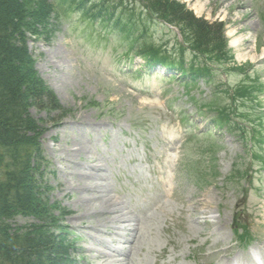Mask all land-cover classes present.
I'll return each mask as SVG.
<instances>
[{"label": "rangeland", "instance_id": "obj_1", "mask_svg": "<svg viewBox=\"0 0 264 264\" xmlns=\"http://www.w3.org/2000/svg\"><path fill=\"white\" fill-rule=\"evenodd\" d=\"M120 1L150 25L148 37L163 51L191 58L183 34L158 24L157 16L149 18L143 0ZM173 1L209 23H222L227 54L213 63L227 72L216 71L214 82L185 86L163 70L143 69L136 76L131 65L116 61L128 49L125 38L82 19L72 2L59 8L58 24L50 12L25 31L36 76L56 99L51 107L31 96L25 107L38 126L41 148L34 195L48 211L45 219L15 216L8 220L10 232L46 224L70 244L72 264H109L107 253L127 249L116 231L130 215L141 237L129 264H216L223 258L213 251L245 248L236 240L235 221L237 232L248 229L249 247L264 242V0ZM36 2L29 5L37 9ZM65 9L72 14L63 17ZM29 86L24 82L21 89ZM216 96L231 113L228 127H214L208 117ZM206 130L210 134L202 137ZM79 177L92 181L84 192L75 186ZM92 195L119 202L118 210L88 209L98 204Z\"/></svg>", "mask_w": 264, "mask_h": 264}, {"label": "trees", "instance_id": "obj_2", "mask_svg": "<svg viewBox=\"0 0 264 264\" xmlns=\"http://www.w3.org/2000/svg\"><path fill=\"white\" fill-rule=\"evenodd\" d=\"M29 1L0 0V264H69L68 245L62 234L58 238L46 224L33 225L30 231L10 232L8 223L21 214L45 219L48 211L34 195L41 148L38 126L25 107L31 96L38 102L45 100L51 107L56 99L36 76L24 41L25 31L34 23H44L50 12L55 13L58 24L59 8L72 2L82 19L107 25L105 31L122 35L123 44L128 48L126 53L140 54L149 63L160 60L171 69H181L182 74L190 78L210 77L213 72L207 62L215 58L222 61V56L227 54L226 40L221 22L209 23L173 0H143L148 17L157 16L180 28L186 48L194 55L187 71L183 53L177 57L163 51L148 37L147 23L137 21L135 14L123 10L120 0H37V9L30 6ZM67 14L71 15L72 11L65 9L63 17ZM44 27L47 28L46 24ZM31 33L37 32L32 30ZM24 82L30 85L25 91L21 89ZM216 99L211 102L215 103ZM217 111V121L226 123V110ZM32 159L36 160L35 164ZM51 223L55 220L51 219Z\"/></svg>", "mask_w": 264, "mask_h": 264}, {"label": "bare ground", "instance_id": "obj_3", "mask_svg": "<svg viewBox=\"0 0 264 264\" xmlns=\"http://www.w3.org/2000/svg\"><path fill=\"white\" fill-rule=\"evenodd\" d=\"M234 44V42L232 43ZM263 54V53H262ZM261 54V55H262ZM80 148H82V145H80L79 147H75L71 150V153H75V152H79L77 150H79ZM100 167V166H99ZM88 174H83L82 175V178L84 176H86ZM94 176V175H92ZM81 179L80 177L78 178L77 182L75 183L76 185L75 186H78L79 189L83 190L84 192V189H85V185L86 187H89L90 184H92L91 182V179L90 181L91 182H87V181H84L83 179L82 180H79ZM96 181H94V186L93 187H96V189L99 187H97V185L99 184L98 182L95 183ZM91 186V187H92ZM104 186V185H103ZM166 188V185L165 187ZM163 188V189H164ZM88 189V188H87ZM101 189V188H100ZM95 190V189H94ZM170 190L169 186H168V189H165L164 190V193H167L168 194V191ZM88 192H90L88 190ZM93 192V191H92ZM95 192V191H94ZM97 193V192H96ZM81 196V195H79ZM88 195H84L82 197V199H87L89 197H87ZM92 200L94 201H97L98 204H90L89 206H91L90 208L88 209H97V210H106L107 212V209L108 210H112V211H117L118 210V207H119V202L111 199V198H102L101 196L100 197H96V196H93L92 195ZM81 199V198H80ZM91 200V199H90ZM85 205V204H84ZM87 209V208H86ZM124 210V209H123ZM96 211V210H95ZM127 214V213H126ZM166 214V213H165ZM117 216V215H116ZM126 217V216H124ZM212 217V216H210ZM115 218V217H114ZM118 218V217H116ZM121 219V217H120ZM125 220H123L124 222L123 225H121V230L120 231H116L117 233H120V236L122 235L123 237H121V239H119V243L120 242H124L126 243L127 246V249H121L122 252H120V254L116 255V254H112V251L111 253H107L106 256L108 258V261H109V264H129V253H130V250H131V247H133L134 245V242L136 241L137 238H139V236L141 235V231L139 229V224H137L136 222V216H128L126 218H124ZM118 221V220H117ZM133 221V222H132ZM214 221V220H213ZM212 221V222H213ZM104 222V221H103ZM119 223V221H118ZM105 226L106 224L108 223H104ZM143 225V224H142ZM143 228V227H142ZM122 231V232H121ZM136 232L135 235H133V232ZM112 233V231H110ZM109 232V233H110ZM141 237V236H140ZM143 237V236H142ZM141 239V238H140ZM138 240V239H137ZM140 241V240H139ZM139 243V242H138ZM120 247V245H119ZM99 253V252H98ZM119 253V252H118ZM222 254V258L223 259H220L216 262V264H232V263H235V262H240L241 260H245L247 261L248 264H264V243H257L255 247H253L251 250H248V251H245L241 256L238 255V254H232L231 252V249L229 248H223V249H220V250H216V251H213L212 252V255L215 256V255H220ZM100 255V254H99ZM115 255V256H114ZM103 256V254H102ZM105 260V259H104ZM106 261V260H105ZM105 263V262H104ZM243 264V261L241 262Z\"/></svg>", "mask_w": 264, "mask_h": 264}]
</instances>
